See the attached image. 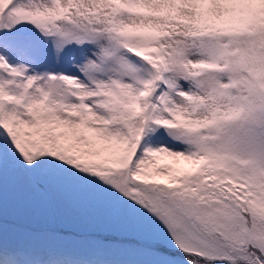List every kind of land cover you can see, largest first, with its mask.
Listing matches in <instances>:
<instances>
[{"label": "snow or ice", "instance_id": "snow-or-ice-1", "mask_svg": "<svg viewBox=\"0 0 264 264\" xmlns=\"http://www.w3.org/2000/svg\"><path fill=\"white\" fill-rule=\"evenodd\" d=\"M0 264H264V0H0Z\"/></svg>", "mask_w": 264, "mask_h": 264}]
</instances>
